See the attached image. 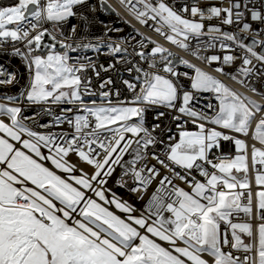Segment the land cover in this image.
Segmentation results:
<instances>
[{
  "label": "built area",
  "instance_id": "1",
  "mask_svg": "<svg viewBox=\"0 0 264 264\" xmlns=\"http://www.w3.org/2000/svg\"><path fill=\"white\" fill-rule=\"evenodd\" d=\"M15 2L0 0V9ZM52 2L38 0L33 11L46 12L36 38L46 32L59 43L75 81V97L29 98L33 70L27 51L34 39L19 40L20 20L14 32L0 34V105L14 111L0 112L2 139L36 157L23 146L30 141L78 176L98 174L104 182L96 183L97 188L105 201L89 194L160 244L178 264H214L216 256L207 249L212 246L237 264H242V256L257 260L258 228L264 225V141L255 132V125L264 121V0H108V8L99 7V0H80L72 17L47 14ZM101 13L110 14L108 32H99L95 25ZM115 21L125 22V37H115ZM94 40L111 41V47H121V56H110V49L96 50ZM168 63H176V72H168ZM189 65L236 94L254 123L238 130L215 122L220 110L215 98H222L221 91L195 86L197 75L189 73ZM155 75L166 77L185 103L134 101L141 85ZM183 86H194L196 96L183 94ZM90 103L135 111L129 117L104 119L111 112L83 111V104ZM73 107H81V114L66 118ZM183 121H190L196 131L206 127V133L213 134L210 141L219 140L220 150L195 157L189 166L174 161L170 153ZM119 135L128 136L129 144H119ZM104 146H111V153H104ZM240 154L244 168L234 169L233 175L244 179L243 184L226 193L223 181L208 182ZM245 158H253V165H245ZM186 196L192 208L185 207ZM0 201L24 208L34 204L33 198L19 194L0 195ZM50 201L53 217L64 224L82 220L77 207L52 197ZM190 212L206 217V224L193 222ZM35 213L49 224L46 215ZM237 230L247 231L242 236L248 242L237 241ZM97 232L107 236L102 229ZM114 243L123 255L131 254L136 244L122 248L121 241Z\"/></svg>",
  "mask_w": 264,
  "mask_h": 264
},
{
  "label": "rangeland",
  "instance_id": "2",
  "mask_svg": "<svg viewBox=\"0 0 264 264\" xmlns=\"http://www.w3.org/2000/svg\"><path fill=\"white\" fill-rule=\"evenodd\" d=\"M27 0H20L14 6L3 7L0 9V34L14 32L15 25L21 20L37 16L30 14L24 15L25 4ZM37 2V0H31ZM80 0H54L47 8V14L52 17H60L67 14L73 6ZM20 23V24H21ZM19 24V25H20ZM28 29V28H27ZM24 32L18 27L19 37H24ZM28 45L27 61L33 70L29 78L28 96L33 100H62L67 101L75 97V81L69 74L65 57L60 49L48 47L46 52L33 50L36 45L37 38ZM30 39V40H32ZM38 48V47H37ZM197 80L194 85L202 89H216L221 91V106L219 113L215 118V122L242 130L247 127L251 118V113L244 102L238 99V96L225 87H221L216 80L205 74L200 69H195ZM194 87V86H193ZM174 95L173 85L166 80L165 77L155 75L149 81L141 85L139 93L133 97L134 101H147L155 105H170ZM99 113L111 112L110 116H104L107 119H121L129 117L134 113L133 107H118L114 110L107 106H95ZM109 117V118H108ZM256 136L264 141V121L258 123ZM213 134H204L196 130L182 131L178 141L171 149L177 156L178 163L189 166L194 157L210 156L212 152L219 151V140L210 141ZM206 142V146L204 142ZM39 162L40 169L46 173L38 174V183H33L29 179L14 178L13 183H6L0 178V182L4 187L0 190V194H8L16 191L19 187L34 196L35 208H44L52 214V203L50 197L59 200L68 206L77 207L79 209L82 220H77L73 226H68L59 218L49 219L46 224L50 237H54L53 244L61 247L63 244L70 242L79 250H68L67 253L77 264H178L171 254L164 250L160 244L150 240L146 234H140L138 229L128 223L124 218L111 211L106 205L96 201L90 194L94 193L99 199L105 201L102 192L97 188V184H103V178L95 174L90 179L78 176L73 173L71 168L63 161L56 159L51 155H43L40 150L34 152ZM1 169H5L0 167ZM45 168V169H44ZM243 176V175H241ZM239 177V176H238ZM209 179L208 181H210ZM35 188V193L31 191L29 184ZM44 192L45 194H43ZM114 203V202H113ZM115 204V203H114ZM116 205V204H115ZM185 207L192 208L190 196L185 197ZM117 206V205H116ZM121 209V208H120ZM122 210H126L125 208ZM112 219V222L108 220ZM97 229H102L107 236H100ZM149 230H154L149 227ZM47 232V231H46ZM63 232H67V237L61 236ZM161 237H165L160 233ZM45 234L44 239L48 238ZM242 235H247V231H236L237 241L243 244L247 239ZM57 236L62 237V241ZM114 241H122L126 243H136L133 246L132 253L118 258L113 250L117 249ZM129 244V245H130ZM216 256L214 264H237L233 260L223 256L217 251L215 246L207 248ZM89 254L94 260L90 259ZM256 264H264V225L258 228V248Z\"/></svg>",
  "mask_w": 264,
  "mask_h": 264
},
{
  "label": "crops",
  "instance_id": "3",
  "mask_svg": "<svg viewBox=\"0 0 264 264\" xmlns=\"http://www.w3.org/2000/svg\"><path fill=\"white\" fill-rule=\"evenodd\" d=\"M70 12L71 10L64 16H67ZM0 112H7L11 115L14 113L13 109L2 105H0ZM0 129H4L1 122ZM23 146L32 153L38 151L37 146L30 141H23ZM170 156L174 161L178 162L177 156L173 151ZM40 165L42 163L25 149L15 148L12 143L3 140L0 135V167L3 166L5 168H0V178L4 179L6 183H13V179L17 177L38 183L39 172L46 173V169L44 168L45 171L41 170ZM243 168L244 158L240 154L233 164L221 166L219 174L212 175L210 177L211 180L208 182L211 184L221 180L227 187L226 193L232 192L235 185L244 183V179L240 180L234 177L233 170H242ZM27 184H29L31 191L33 190L35 193L33 185L28 182ZM2 185L0 182V190L4 188ZM14 194L31 197L33 198V203H35L34 196L29 193V190L26 191L22 187L17 188L14 192L0 195L12 196ZM36 210L39 214L46 215L48 219L53 218L50 211L47 208L45 209L43 205L37 209L34 204L30 208H24L15 206L12 202L0 201V264H77L67 251H83L70 242L63 244L61 247L53 244L51 240L54 237H50L51 234L47 230L48 226L39 221L35 213ZM110 221L112 222V219L108 220V222ZM45 234H48L46 239L43 237ZM66 235L67 232H63L61 236L66 238ZM61 236L57 237L58 240L62 241ZM113 252L116 253L118 258L124 257L119 248L113 250ZM87 255L94 260L89 254Z\"/></svg>",
  "mask_w": 264,
  "mask_h": 264
},
{
  "label": "bare ground",
  "instance_id": "4",
  "mask_svg": "<svg viewBox=\"0 0 264 264\" xmlns=\"http://www.w3.org/2000/svg\"><path fill=\"white\" fill-rule=\"evenodd\" d=\"M103 1L106 4L108 3V0H99V7H105L103 5ZM19 2L20 0H16L15 4ZM90 2H98V0H90ZM34 3V10H37L38 0ZM30 14H34V12H31ZM64 17H72V9L71 12ZM45 21L46 12H39V17L34 16L27 19L26 21H23L19 27L25 34L23 38L19 37V40H30L34 37L36 38L37 30L43 26ZM107 21H110V14L101 13V15H96L95 25H99V32H108ZM115 28V37H125L127 35V27L125 26V22L115 21ZM94 47L96 50L110 49V56H121V47H111V41L94 40ZM196 68H198L196 65H189V73L195 75ZM168 72H176V63H168ZM183 94H186L188 97H195L196 88L193 86H183ZM172 103H185V96H178V93H174ZM96 105H98V103L83 104V111L90 112L91 114H100L95 109ZM215 106H221V98H215ZM261 113L264 115V104L261 105ZM79 114H81V107H73L71 111H66V118H78ZM248 122L254 123L253 115H251V118ZM256 127L257 125H255V132H259ZM184 130H194V127H191L190 121H183L182 131ZM199 130L204 134H208L206 133V127H199ZM119 144H129V137L126 135H119ZM104 153H111V146H104ZM245 165H253V158H245ZM190 219L193 220V222H199V224H206V217H200V214L197 212H190ZM121 246L122 248H129L130 245L121 242ZM242 264H256V256H242Z\"/></svg>",
  "mask_w": 264,
  "mask_h": 264
},
{
  "label": "water",
  "instance_id": "5",
  "mask_svg": "<svg viewBox=\"0 0 264 264\" xmlns=\"http://www.w3.org/2000/svg\"><path fill=\"white\" fill-rule=\"evenodd\" d=\"M103 5L108 8L107 4L104 1H103ZM34 9H35V3L30 2L26 6V12H24V15L26 16V15L30 14L31 12L34 11ZM36 44H37L39 50H43L45 44L51 48H58L59 47V43L56 42L54 39L50 38L46 32L43 33V37L41 39L36 41ZM177 60H178L177 57L173 58V62H176Z\"/></svg>",
  "mask_w": 264,
  "mask_h": 264
},
{
  "label": "flooded vegetation",
  "instance_id": "6",
  "mask_svg": "<svg viewBox=\"0 0 264 264\" xmlns=\"http://www.w3.org/2000/svg\"><path fill=\"white\" fill-rule=\"evenodd\" d=\"M48 47L49 46H47L46 44L44 45V49L43 50H41V51H44V52H46V50L48 49Z\"/></svg>",
  "mask_w": 264,
  "mask_h": 264
},
{
  "label": "trees",
  "instance_id": "7",
  "mask_svg": "<svg viewBox=\"0 0 264 264\" xmlns=\"http://www.w3.org/2000/svg\"><path fill=\"white\" fill-rule=\"evenodd\" d=\"M39 52H41L39 49H38Z\"/></svg>",
  "mask_w": 264,
  "mask_h": 264
}]
</instances>
